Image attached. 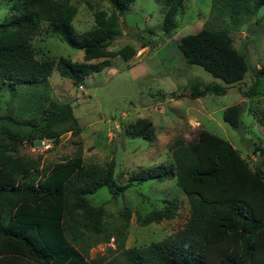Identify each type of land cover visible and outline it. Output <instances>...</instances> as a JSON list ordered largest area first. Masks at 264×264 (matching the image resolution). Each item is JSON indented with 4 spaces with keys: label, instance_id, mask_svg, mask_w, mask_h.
<instances>
[{
    "label": "trees",
    "instance_id": "trees-1",
    "mask_svg": "<svg viewBox=\"0 0 264 264\" xmlns=\"http://www.w3.org/2000/svg\"><path fill=\"white\" fill-rule=\"evenodd\" d=\"M137 0H109L111 8L124 16ZM187 0H167L162 9L163 31L174 32L176 18ZM218 15H228L241 25L264 8V0H212ZM19 14L0 24V81L13 90L19 86L46 85L54 69L61 77L80 86L93 74L111 66L120 57L129 61L137 54L133 46L109 49L120 35L118 15L103 10L94 13L96 27L77 33L73 20L78 8L70 0H24ZM47 22L71 48L84 53L82 63L66 58L39 60L33 37ZM178 49L190 65L202 67L227 87L199 82L190 89L193 99L226 95L229 87L242 83L250 71L244 54L233 45L227 32L205 29L180 40ZM264 78V66L245 98L257 95ZM162 99L168 96L158 93ZM173 95V94H172ZM243 107L234 105L223 113V120L241 128ZM4 119L2 134L11 139L10 150L0 153V264H264V170L252 168L229 141L206 130L194 142L176 140L171 146L172 162L134 173L128 184L115 178V162L105 166L88 165L81 155L42 167L40 160L15 153L18 142L30 145L43 140L59 143L68 132H80L79 121L70 104L51 103L40 123L25 122V134L13 131L19 124L12 116ZM153 123L140 119L128 128L133 138L151 140ZM264 160V148L257 152ZM35 172L36 175L28 180ZM139 183L173 181L188 199L190 216L183 229L165 240L142 248L123 250L108 259H89L79 246L85 237L104 232L102 207H94L89 196L106 188L114 198ZM156 211L145 220L157 222L176 216L177 203Z\"/></svg>",
    "mask_w": 264,
    "mask_h": 264
},
{
    "label": "rangeland",
    "instance_id": "rangeland-1",
    "mask_svg": "<svg viewBox=\"0 0 264 264\" xmlns=\"http://www.w3.org/2000/svg\"><path fill=\"white\" fill-rule=\"evenodd\" d=\"M23 2L0 0V24L17 16ZM70 2L78 8L72 25L80 34L96 27L95 12L118 15L109 0ZM166 4L167 0H137L123 17L118 15L120 35L109 49L117 51L130 45L136 48V56L127 62L120 57L113 59L109 68L86 78L80 86L61 77L57 69L46 85L13 90L0 81V153H14L9 146L11 139L2 134L3 118H15L19 125L12 130L26 134L30 127L25 122L40 123L49 105L59 103L72 105L80 132L62 135L57 144L46 139L52 145L49 150H42L45 140L36 146L18 142L16 154L40 160L42 167L76 155L83 157L86 166H105L114 161L115 178L125 185L134 173L171 163V146L176 140L194 142L198 133L206 130L229 141L252 168L264 170V160L257 156L258 150L264 148V78L256 96L245 98L242 94L254 85L258 70L264 66V8L241 25H234L228 15H218L212 0H187L176 18V30L166 34L162 29V9ZM203 28L229 33L235 48L246 56L250 71L242 83L230 86L226 95L193 99L190 89L196 82L202 87H227L202 67L188 64L178 49L183 37ZM32 43L39 60L66 58L83 62V51L67 45L47 22L41 23ZM159 92L168 97L162 99ZM238 104L243 107L242 125L235 129L224 122L223 113ZM140 119L152 121L151 140L128 134V128ZM169 200L177 203L173 219L145 220L167 208ZM89 201L105 212L104 232L92 239L86 236L77 246L83 254L87 252L90 260L99 255L111 259L123 250L163 241L183 229L190 216L188 199L173 181H135L134 187L118 198L101 188L89 196Z\"/></svg>",
    "mask_w": 264,
    "mask_h": 264
},
{
    "label": "built area",
    "instance_id": "built-area-1",
    "mask_svg": "<svg viewBox=\"0 0 264 264\" xmlns=\"http://www.w3.org/2000/svg\"><path fill=\"white\" fill-rule=\"evenodd\" d=\"M80 88L83 89V87H80ZM42 144H43L42 150H49L52 147V145L47 140L43 141Z\"/></svg>",
    "mask_w": 264,
    "mask_h": 264
},
{
    "label": "water",
    "instance_id": "water-1",
    "mask_svg": "<svg viewBox=\"0 0 264 264\" xmlns=\"http://www.w3.org/2000/svg\"><path fill=\"white\" fill-rule=\"evenodd\" d=\"M36 175V173L35 172H33L32 174H31V176H29V178H28V180H30L32 177H34Z\"/></svg>",
    "mask_w": 264,
    "mask_h": 264
}]
</instances>
